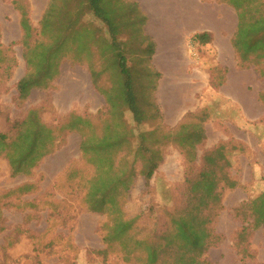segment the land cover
I'll return each instance as SVG.
<instances>
[{
    "label": "rangeland",
    "instance_id": "rangeland-1",
    "mask_svg": "<svg viewBox=\"0 0 264 264\" xmlns=\"http://www.w3.org/2000/svg\"><path fill=\"white\" fill-rule=\"evenodd\" d=\"M13 1L0 0V46L5 48L13 44L11 56L16 60L8 80L0 73V133L8 134L10 121L22 120L30 109L39 110L45 126L55 129L66 122V115L70 112L91 116L103 110L104 98L91 85L86 60L79 64L70 57L61 60L60 75L54 89L34 90L22 105L16 106L13 98L15 84L23 76L25 67L19 43L20 17ZM23 1L29 6L32 26L37 28L48 0ZM191 1L199 8L215 9L218 19L229 25L232 37L237 16L231 6L216 0ZM194 14L196 11L192 10L187 16ZM87 23L101 28L91 19ZM214 24L215 46H192L189 38H185L188 30L181 35L173 32V40L178 43L184 41L182 54L175 58L174 67L159 73L149 59L148 70L159 73V77L152 80L144 77L137 83L139 98L148 117L143 129L155 130L156 137L163 138L160 149L162 162L149 186H145L140 175L135 177L124 199L123 210L126 218L139 215L135 231L137 237H150L152 240L151 223L156 217H161L163 212L160 210L170 212L174 207L182 206L180 201L185 199L182 194L185 180L199 170L201 156L223 146L224 158L231 164L229 177L237 182V186L225 188L222 192V209L212 225L220 241L201 260L205 264H264L261 229L249 236L246 244L248 255L240 252L244 246H235L244 225L241 217L236 216L237 209L264 190V78L258 73L264 62L240 64L225 35L227 32L220 34L217 20ZM145 34L143 27L138 37ZM146 36L143 45L149 54L150 49L155 51V44ZM96 47L95 44L91 46L94 53ZM126 56L129 67L133 66L138 71L147 68L141 62L136 42L131 41V52ZM88 60L106 69L99 78L101 86L109 88L114 84L113 70H107L105 60L97 54ZM165 60L161 59L162 62ZM99 67L94 71L97 72ZM228 71L231 82L226 86ZM153 85L154 91L151 89ZM126 120L132 123L129 113ZM181 125H200L203 130L204 138L194 149L172 142L173 137L179 138L184 132L179 130ZM80 141L79 134H68L66 144L45 157L27 177H12L8 163L0 157V264H140L123 262L119 244L108 246L103 242V226L111 222L108 216L88 210L84 197L86 179L66 178L65 174L73 165L86 168L83 170L86 178L93 175L79 151ZM140 167V162H137L136 171ZM23 184L36 187L27 195L4 197ZM152 206L156 209L150 219L148 211ZM243 216L247 218L246 212ZM99 251H105L104 257L97 254Z\"/></svg>",
    "mask_w": 264,
    "mask_h": 264
},
{
    "label": "trees",
    "instance_id": "trees-1",
    "mask_svg": "<svg viewBox=\"0 0 264 264\" xmlns=\"http://www.w3.org/2000/svg\"><path fill=\"white\" fill-rule=\"evenodd\" d=\"M48 0L38 27L29 19V6L23 0H14L13 7L19 14L22 60L25 71L15 84L14 103L22 105L33 90L54 89V81L60 72V62L70 57L79 64L86 60L91 83L104 98L103 110L84 116L75 112L66 115L65 123L49 128L41 121L39 110L30 109L22 120L10 121V132L0 133V157L10 168L12 177L30 176L41 161L66 144V136L77 133L81 137L79 151L85 166L93 175L86 178L84 167L73 165L67 172V180H84L85 204L89 211L108 216L110 224H104L103 242L119 244L123 262L140 264H205L202 257L216 246L220 236L214 232L213 223L222 209L221 195L225 188L232 189L237 182L229 177L231 164L224 158L223 146L205 152L201 156L199 170L185 180L182 206L164 211L151 223L150 237H137L136 223L139 215L126 218L124 199L137 175L149 186L162 162L163 138L156 132L146 131V111L138 94V81L159 77L148 70L154 52L146 54L143 45L147 36L138 37L147 18L135 0ZM233 8L237 26L231 37V45L240 64L248 61L264 62V0H216ZM98 23L95 28L87 20ZM141 32V33H140ZM128 36L127 38H124ZM131 41L136 42L147 68L135 70L128 66L126 54L131 52ZM192 46L210 45L209 32L195 33L189 38ZM95 44L96 53L91 50ZM13 44L0 46V73L9 79L16 66L11 56ZM99 55L113 70L114 84L108 88L99 83L106 69H101L90 58ZM151 54V57H150ZM99 69L94 71V69ZM224 71V70H223ZM264 78V67L258 69ZM226 81V78H225ZM154 91V85L151 87ZM131 122L126 120V114ZM180 137L172 138L180 147L194 149L204 138L200 125H181ZM99 131V132H98ZM140 162L136 171L135 164ZM88 168V169H89ZM34 184H23L9 191L8 196H23L35 189ZM155 207H150L151 219ZM247 218H244L245 212ZM236 216L244 225L237 236L235 246L248 255L246 244L249 236L258 229L264 237V190L239 207ZM251 220V221H250ZM104 257L105 251L97 252Z\"/></svg>",
    "mask_w": 264,
    "mask_h": 264
},
{
    "label": "crops",
    "instance_id": "crops-1",
    "mask_svg": "<svg viewBox=\"0 0 264 264\" xmlns=\"http://www.w3.org/2000/svg\"><path fill=\"white\" fill-rule=\"evenodd\" d=\"M135 1L138 3L141 11L147 18L145 32L146 35L153 39L155 44L152 62L159 73L166 72V68L168 67H174L175 58L182 54L181 45L184 41L181 40V42L178 43L176 42V39L173 40L175 36H173V32H179L181 35L182 32L188 30V33H186L188 35H186L185 38H190L195 33L209 32L212 35V41L210 44L215 46L216 33L214 22L217 20L220 26L218 32L220 34H224L222 32L226 31L227 33L225 35L228 36V41L231 43V35L228 27L229 25L225 23V20L218 19L219 15L215 12V9L206 10L205 7L199 8L197 5H193L191 0ZM198 3H201L200 0H198ZM192 10H195L196 14H194V16L188 17V13H191ZM222 38L224 39L223 36ZM161 59L166 60L162 62ZM57 79L54 81V85L56 84L55 82ZM230 82L231 74L228 71L225 85H230ZM238 84H242L240 79H238ZM238 106L242 107L241 102H238Z\"/></svg>",
    "mask_w": 264,
    "mask_h": 264
}]
</instances>
